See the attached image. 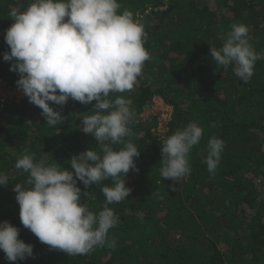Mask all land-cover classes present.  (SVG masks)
I'll use <instances>...</instances> for the list:
<instances>
[{"label":"trees","instance_id":"trees-1","mask_svg":"<svg viewBox=\"0 0 264 264\" xmlns=\"http://www.w3.org/2000/svg\"><path fill=\"white\" fill-rule=\"evenodd\" d=\"M118 0L144 26L149 59L134 88L110 93L109 99L131 100L135 116L130 140L139 150L138 171L124 177L130 194L108 205L118 223L108 236L115 248L97 247L88 255L70 256L50 247L19 219L15 184L27 189L29 174L15 167L25 149L35 161L70 169L74 155L100 151L91 134L81 130V117L94 114L93 105L71 98L64 105L49 102L65 117L53 127L42 110L25 96L0 110V222L19 229L18 238L33 246V256L8 261L0 250V264H264V58L256 61L248 83L235 75L236 65L223 70L209 48L219 49L236 24L248 27L253 48L264 53V0ZM31 0H0V78L17 86L19 74L4 61L10 48L6 29L11 9L26 8ZM158 97L171 108L163 135L156 132V116L140 115ZM203 129L189 153V174L173 182L160 175L165 139L188 123ZM214 125V126H213ZM211 137L223 140L217 169L210 174L204 162ZM119 151L123 144L111 145ZM75 178V177H74ZM175 184V191L169 185ZM81 189V202L94 213L106 203L102 188L111 178Z\"/></svg>","mask_w":264,"mask_h":264},{"label":"clouds","instance_id":"clouds-1","mask_svg":"<svg viewBox=\"0 0 264 264\" xmlns=\"http://www.w3.org/2000/svg\"><path fill=\"white\" fill-rule=\"evenodd\" d=\"M121 7L118 0H31L23 10L16 7L9 12L13 23L4 39L10 51L3 59L12 61L9 70L19 74L17 87L42 110L47 125L54 128L65 119L49 102L62 106L69 98L82 104L95 101L94 114L80 119L81 130L92 135L99 152L89 148L72 156L71 170L36 162L27 149L15 164L29 174V188L13 187L22 225L50 249L70 256L88 255L97 247L115 248L108 233L118 217L108 205L130 194L124 177L130 169L138 171L134 157L139 150L124 139L132 135V102L123 96L111 100L109 95L131 91L150 57L143 46L147 38L144 26L131 11H120ZM248 32L242 23L233 25L219 49L209 48L223 70L234 63L235 75L245 83L253 76L256 61L264 58V53L253 48ZM202 136L203 129L190 122L165 139L162 178L175 182L190 173L189 153ZM114 144L123 147L116 151L111 147ZM207 149L204 162L213 174L224 142L211 137ZM108 178L113 186L101 189L106 203L94 213L81 202L77 180L87 187ZM7 184V176L0 174V186ZM169 188L175 191V184ZM18 235L17 227L0 222V250L8 261L33 256V246Z\"/></svg>","mask_w":264,"mask_h":264},{"label":"built area","instance_id":"built-area-1","mask_svg":"<svg viewBox=\"0 0 264 264\" xmlns=\"http://www.w3.org/2000/svg\"><path fill=\"white\" fill-rule=\"evenodd\" d=\"M24 97H25V95L20 88H18L17 86H11L0 78V110L4 107L10 106L14 103H20V101H22L24 99ZM164 108H166V111H165L166 113L163 116H165L166 118H163V120H160L158 118V116L154 115L157 118L156 132L160 136H161V134L158 131H160L162 129V131H163L162 135L165 133L166 123L170 119V115H171L170 107L165 105ZM147 117L148 116H144L143 113L140 115L141 120H144Z\"/></svg>","mask_w":264,"mask_h":264},{"label":"rangeland","instance_id":"rangeland-1","mask_svg":"<svg viewBox=\"0 0 264 264\" xmlns=\"http://www.w3.org/2000/svg\"><path fill=\"white\" fill-rule=\"evenodd\" d=\"M209 5H212V1L211 0H205ZM165 105L163 104L162 100L161 99H158V98H154L152 104L148 107H146L144 109V116H158V118L160 120H163V118H166L165 116V111H166V108H164ZM170 111H171V108H170ZM160 115V116H159ZM157 120V118H156ZM161 135H162V129L160 131H158Z\"/></svg>","mask_w":264,"mask_h":264}]
</instances>
